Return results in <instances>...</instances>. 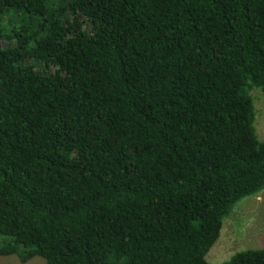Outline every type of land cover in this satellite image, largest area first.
<instances>
[{
	"label": "trees",
	"instance_id": "16d2710c",
	"mask_svg": "<svg viewBox=\"0 0 264 264\" xmlns=\"http://www.w3.org/2000/svg\"><path fill=\"white\" fill-rule=\"evenodd\" d=\"M254 88L264 0H0V256L211 264L264 190Z\"/></svg>",
	"mask_w": 264,
	"mask_h": 264
},
{
	"label": "rangeland",
	"instance_id": "374dc122",
	"mask_svg": "<svg viewBox=\"0 0 264 264\" xmlns=\"http://www.w3.org/2000/svg\"><path fill=\"white\" fill-rule=\"evenodd\" d=\"M254 99L258 138L264 141V94L258 88L251 92ZM264 248V190L255 196L240 200L224 218L220 237L210 249L206 259L211 264H222L241 251ZM0 264H47L42 257L27 263L16 255L0 256Z\"/></svg>",
	"mask_w": 264,
	"mask_h": 264
}]
</instances>
